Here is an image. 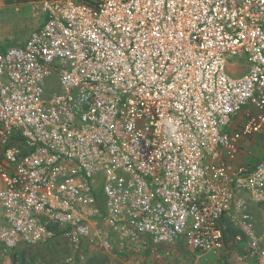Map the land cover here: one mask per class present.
Returning <instances> with one entry per match:
<instances>
[{
    "label": "built area",
    "instance_id": "obj_1",
    "mask_svg": "<svg viewBox=\"0 0 264 264\" xmlns=\"http://www.w3.org/2000/svg\"><path fill=\"white\" fill-rule=\"evenodd\" d=\"M6 4L41 22L0 47V264L57 236L64 264H264V0Z\"/></svg>",
    "mask_w": 264,
    "mask_h": 264
},
{
    "label": "rangeland",
    "instance_id": "obj_2",
    "mask_svg": "<svg viewBox=\"0 0 264 264\" xmlns=\"http://www.w3.org/2000/svg\"><path fill=\"white\" fill-rule=\"evenodd\" d=\"M13 4L0 6V47H6L22 41L27 33L37 27L41 17H36L26 6L15 10ZM243 71L237 73L242 74ZM98 203L103 208L106 197L102 192V181L97 183L96 195ZM248 210L253 217V233L264 244V205L250 203ZM25 253L23 259L27 264H64L67 247L64 239L55 237L46 244L32 247ZM87 264H215L209 258H196L189 251L174 250L168 254L154 255L141 253L133 255L129 261L110 255L93 254Z\"/></svg>",
    "mask_w": 264,
    "mask_h": 264
},
{
    "label": "trees",
    "instance_id": "obj_3",
    "mask_svg": "<svg viewBox=\"0 0 264 264\" xmlns=\"http://www.w3.org/2000/svg\"><path fill=\"white\" fill-rule=\"evenodd\" d=\"M222 232H223V236H224V240L225 243L228 244L232 237L237 233V230L232 227L228 222L225 221V223L222 225ZM30 249L33 248H27V249H18V254L16 255V259H18L21 263L22 262H26L23 257L25 255V253H27Z\"/></svg>",
    "mask_w": 264,
    "mask_h": 264
}]
</instances>
